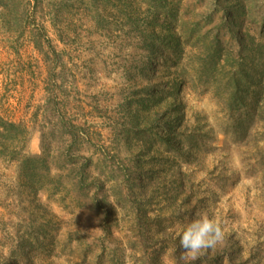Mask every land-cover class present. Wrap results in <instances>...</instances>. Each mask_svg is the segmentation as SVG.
Listing matches in <instances>:
<instances>
[{
	"label": "rangeland",
	"instance_id": "obj_1",
	"mask_svg": "<svg viewBox=\"0 0 264 264\" xmlns=\"http://www.w3.org/2000/svg\"><path fill=\"white\" fill-rule=\"evenodd\" d=\"M101 1L0 3V114L29 128L25 154L41 156L33 173L0 160V264H148L154 251L160 264H182L166 239L176 242L179 228L202 212L225 232L223 243L207 252L238 250L240 260L257 255L264 264V92L254 118L233 113L228 80L218 70L224 59L237 65L252 58L245 53L250 47L230 37L223 8L239 34L244 22L236 21L231 5L245 4V27L255 30L264 0H167L159 15L146 9L134 17L141 39L118 34L121 17L104 12ZM154 37L156 51L141 48L144 38ZM55 49L63 51L66 66L62 111L53 87ZM143 60L157 67L149 80L140 71ZM174 78L184 85L163 108L133 103L147 84L170 90ZM173 103L184 122L168 146L162 120ZM155 113L162 120L154 133L131 135L136 116L142 119L136 128L146 129ZM68 121L91 129L90 143L62 134L60 124ZM140 154L151 176L143 195L150 221H162L148 235L161 234L163 245L147 254L136 243L149 217L135 223L124 171ZM89 163L82 184L92 195L83 198L85 191L76 189L79 170Z\"/></svg>",
	"mask_w": 264,
	"mask_h": 264
},
{
	"label": "trees",
	"instance_id": "obj_2",
	"mask_svg": "<svg viewBox=\"0 0 264 264\" xmlns=\"http://www.w3.org/2000/svg\"><path fill=\"white\" fill-rule=\"evenodd\" d=\"M0 0V3H3ZM9 3H13L15 5L21 6L20 4L24 3L26 0H7ZM167 0H102L101 5L103 6V10L106 13H117L120 18V22L122 27H118V30L120 33L125 37L131 36V37H138L141 39L143 36H139L138 32H136L137 27V19H134V17L139 14H141L144 10H154L152 14L159 15L162 11H164L163 4ZM217 1V0H216ZM230 1V0H226ZM238 2V1H237ZM229 3V2H227ZM232 9L235 13V19L237 22H244V26L241 28L239 34H236L232 30V25H236L235 22L232 20V18L229 16V8L225 6L223 9V12L225 14V21L229 19L228 21L232 22L229 25V29L231 32L230 37L236 38L238 41V44L240 47H250L247 48L245 53L247 55H252V58L249 60H242L241 63L235 65L232 62H230L229 59H224L223 66L218 67V64L215 63L213 67H218V70H223V75L225 78H227V87L228 91L226 92L227 100L229 102V106L231 109V112L237 113L240 112L241 114H245V116L248 119L254 118L257 114V111L259 110V104L261 101V96L264 92V19L259 24V27L255 30H250L249 27H245L246 22L250 16V10L249 12L246 10V6L244 3L238 2V4H232ZM160 7V8H159ZM159 8V9H158ZM102 10V11H103ZM229 17V18H228ZM109 18V17H108ZM107 18V19H108ZM224 19V17L222 18ZM236 22V23H237ZM257 32V33H256ZM257 38V39H256ZM155 45H157V42L155 41V37L153 40H150V42H147L144 38V41L141 43V48L146 49L149 51H156ZM55 48V47H54ZM258 52V54L255 53ZM254 53V54H253ZM55 67L53 68V72H56V78L53 82L54 92H56V95L58 97V106L59 110L61 106L64 107L63 102L61 101L60 96L64 94L63 88H64V82L61 80V73L66 72V66L63 64V60H61L63 56V51H58L55 49ZM166 59V57H162V59ZM154 57H151L148 59L149 62L152 61ZM222 59V57H221ZM258 59V60H257ZM257 61H259L261 70L258 69V66L256 65ZM147 62V60H146ZM221 62V63H223ZM142 64H145V60H143ZM213 65L212 63H209ZM149 65L148 70H146L145 67ZM228 65V66H227ZM206 68L210 69L211 66L208 64L205 66ZM226 68L221 69V68ZM157 67L154 64H148L140 66V71L142 74V77L144 79L151 78L155 75L157 72ZM156 71V72H155ZM57 72H60L57 73ZM63 74V73H62ZM184 85V80L182 79H176L174 78L172 87L170 90H166L165 88H161L160 84L158 83H151L144 86L140 93H137L136 99L133 103H135L138 107H145L147 105L151 106H160L159 108H163L162 104L167 99V97H174L175 92L179 91L182 86ZM168 109L165 110L166 112L163 113L165 117L162 120V115L155 113L151 114L150 117L152 118V122L147 125L148 128L146 129H139L136 128V126H139L141 124L142 119L139 116H136L134 119V125L131 129V135H134L135 137H139L143 133H154V126L158 123L159 120H162L164 122L163 129L165 130V133H167L165 136H163L166 140V144L170 146L171 140L173 139L172 134L177 133L176 128L177 126H183L184 122V116L180 114V104L173 103ZM68 109L64 111H67ZM62 111V110H61ZM255 115V116H254ZM254 116V117H252ZM146 116H143L144 119ZM149 117L150 121L151 118ZM241 125H243L242 122H240ZM62 131V134H66V137L68 139L74 140V142L79 141L80 139H83L82 137H86L88 139V142L90 143V138H93L94 132H92L91 129H86L84 124L81 123H75L73 121H68L60 124V128ZM251 129V124H247L246 126H242V132L247 134L249 130ZM95 134H98L95 133ZM99 135H102L99 132ZM31 136L29 128L23 124L22 122H16L13 120L6 119L2 114H0V160H8L17 162L19 164V167H23L25 169H31L29 173L35 172L34 168V162L36 160H40L41 156H31L26 155L25 150L28 145V140ZM145 143H143L144 145ZM144 147H146L144 145ZM152 147V146H149ZM101 156L107 158L108 154L104 152V150L101 153ZM67 159H70L69 155H66ZM142 154H140L139 158L135 161V163H131L127 168H124V171L126 172V186L128 190V200L132 203V206L135 210V223H139L142 221L143 218L146 216L149 217L146 221V223L140 227V239L138 238V241L136 244L140 247L145 246L144 248H147L146 254L148 253V248L152 247L153 245H156L158 247L159 245H163L162 240H160L155 235L152 236L151 234L148 235V229H150V226H159L161 225L162 221L160 220H151L150 221V213L148 209V200L144 199V191L146 190L149 185L148 183L151 180V176L149 173H147V170H144L143 168L146 167V163H142ZM104 158V159H105ZM89 167H92V165L89 163L88 165H83L82 168H80V173L82 174L80 179V184L76 188L77 191H85V195L82 196L83 198L87 197L90 198L92 195L91 190H89L86 193V188L84 187V184H82L86 178H89V174L87 173V169ZM79 173V172H78ZM95 184V183H94ZM79 197V194H78ZM150 201V200H149ZM112 217L111 214H106V222H109L110 218ZM166 241L169 243H173L176 247V258L181 260L182 264H262L261 261L263 257H259L257 255H251L248 259H239L236 252L240 253V251H225V252H207L205 255H202L197 259L196 261H186L182 259V255L184 254V251H182V247L180 246V243L178 241V238L176 242H173L171 239H166ZM164 249L163 246L159 248V250ZM162 261V258L159 257L158 252L154 251L150 255V259L148 264H160ZM144 264H147L145 262Z\"/></svg>",
	"mask_w": 264,
	"mask_h": 264
},
{
	"label": "clouds",
	"instance_id": "obj_3",
	"mask_svg": "<svg viewBox=\"0 0 264 264\" xmlns=\"http://www.w3.org/2000/svg\"><path fill=\"white\" fill-rule=\"evenodd\" d=\"M180 246L184 249L183 259L196 261L208 250L221 245L225 238L221 222L207 212L199 213L179 228Z\"/></svg>",
	"mask_w": 264,
	"mask_h": 264
}]
</instances>
